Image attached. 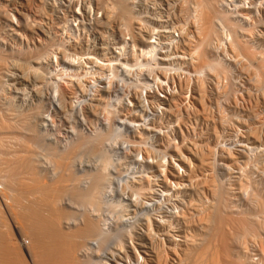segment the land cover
<instances>
[{
    "label": "bare ground",
    "instance_id": "6f19581e",
    "mask_svg": "<svg viewBox=\"0 0 264 264\" xmlns=\"http://www.w3.org/2000/svg\"><path fill=\"white\" fill-rule=\"evenodd\" d=\"M6 1L12 5L17 18L12 20L6 12L7 4L3 5L4 1L0 2L6 7L0 6L2 10L5 9L3 12L0 9V18H3L0 19V34L2 33L0 35V264H254L255 253L259 255L260 261L264 262V237L257 238L264 230V224L261 229L262 223L258 224V217L255 216L256 213L264 214L262 212L264 209V186H262L264 185L262 184V180L264 182V177L262 178L264 176L262 175L264 173V120L261 119L264 114V53H262L264 48L252 47L260 40L256 41L259 36L257 31L242 23L235 17L236 15L227 12L223 0H181L179 14L180 11L181 14L185 12V15L182 14L185 19L182 27L189 31L188 25L191 24L190 32H193L195 41L194 58L189 61L184 57L181 64L185 67L192 64L195 70V81L188 85L187 80H180L177 90L162 103H158L152 93L148 91L142 93L141 89L135 85L134 89L128 93L122 95L120 91L121 94L117 92L114 95L116 105L94 104L89 103L88 95L83 92L81 83L83 53L80 36L75 35L77 37L75 42L72 39L74 37L72 34L76 32H73L75 30L73 26L77 25L76 27L79 28L81 23V20L76 17L80 10L73 8L75 2L58 0L56 3L57 0H38V2L35 0L37 4L32 6L34 3L32 1L29 6L34 8L31 12L33 16L30 18L28 11L24 10L25 5H28L27 1L30 0ZM62 1L66 3L65 12L62 15L57 12L55 15L56 29L62 30L59 33L60 36L64 35L59 40V37H54L56 33L54 34L53 31L51 33L52 28L47 21L52 16L51 11L56 7L55 3L62 4ZM95 1L96 5L106 7L108 11L115 10L137 45L135 57L138 49L144 55L145 48L149 46L147 44L149 36L143 28L145 21L140 18L134 5L125 0ZM142 3L146 2L142 1ZM179 14L176 13V17ZM171 16L168 15L169 18ZM153 20L154 18L149 21L153 23ZM51 21L50 23L54 25L53 20ZM13 22H16L15 26ZM186 24L187 27H184ZM251 29L255 37L254 34L249 37V34H252ZM249 30L251 33L248 34ZM5 33L16 36L15 38L20 42L25 41L26 44L29 42L32 46H24L26 49H23V46L19 48V45L18 47L10 45L6 49L7 41L3 36ZM260 37L262 43L264 33H261ZM71 41H73V47H69ZM72 49L76 52H71ZM164 59L168 60L169 57ZM8 60H10V66H7ZM53 62L56 63L58 75L50 74L47 70L48 67H52ZM150 63L147 60L140 62L136 60L133 67L137 66L145 71L144 75H149L152 74L151 68H154ZM230 69L232 71L234 69L237 78L230 79L232 87L228 81L231 89L225 88L227 83L224 81L223 84L226 83V85L222 89L228 90L226 94L230 92L231 96L228 94L227 97L223 92L225 97L221 96L224 98H220L222 103L227 102L229 98L232 105L228 106L232 107L233 111H236L235 108H242L240 106L242 104L239 103L241 100L232 96V91L234 93L235 89L239 98L253 96V101L255 100L254 103L251 101L253 103L251 108L247 106L249 110L243 107L246 110L243 116L240 114L241 111H236L239 114L235 112L236 116H241L238 120L237 117L231 116L229 119V111H233L228 109L226 121L223 118L226 107L222 108L223 105L219 102L222 111L221 114L218 111L221 115H218V118L222 117L227 127L228 120L230 122L237 120L242 138L238 143L235 141L239 137L234 139V142L223 137V132L225 133L231 127L226 129L222 126L225 125L222 119L218 120L217 117H214L215 120L210 119L209 117L213 116L210 114L208 117L210 111L207 112V109L209 110L213 105L211 104L209 108V105L205 103L206 92L202 94L206 88L203 86L205 80L211 85L212 82L214 83L213 80L219 83L224 74L225 79L228 75L232 78L231 73L226 75V71ZM120 78L121 81L126 79ZM236 79L239 80H237L238 83H233ZM233 85L236 88L233 89ZM216 86L214 89H218ZM187 88L189 94L185 95ZM220 89L219 87L218 93L217 91L214 93L216 94V103L213 102L215 104H219L217 96L219 91H222ZM127 96L130 97L129 102L123 103L122 100ZM189 96L194 100L193 105L191 103L188 105V102L193 101H189ZM247 97L246 102L247 100L250 102ZM241 99L245 101V97ZM215 110H219V107ZM215 113L217 114V111ZM192 116L195 121L201 120L210 125L207 128L209 130L206 129L207 132H205L207 135L201 138L202 140L197 141V136L200 135H197L196 139L192 138L194 132L188 136L189 138L186 137L191 132H188L190 120L186 127L188 128L186 132L189 134L186 135L182 131L185 128H181V124L186 125L188 120L187 123L184 121ZM58 124L64 127L65 143L62 142L63 138L58 136L59 139L61 138L60 141L56 138V134H61L59 132L61 127L58 128ZM57 128L59 133H56ZM194 128L193 125L192 131ZM174 132L180 133L181 143L179 140L178 145L174 144L177 143L175 139L174 141L169 137V134ZM232 132L238 133V131ZM226 135L227 133L224 136ZM176 137L178 138L177 135ZM220 137L226 139L225 144L228 140L234 143V146L230 148L227 145L224 148L225 145H222ZM227 148L232 151L225 150ZM249 152L254 154L251 158L254 157L257 161L256 163L253 159L255 163L252 162L254 165L251 163L250 165L253 167L258 165V171L260 170L259 177L255 175L257 179L250 177L256 189L252 183H248L250 175L244 177V174L252 173L253 167L249 169L243 167L245 172L248 170L249 172H243L242 176L240 175L242 167L239 163L243 162L241 166H247L250 160L247 156H251ZM81 154L86 159L82 160ZM88 157L91 159L88 160ZM260 165L263 172L259 168ZM218 168L229 174H238L232 175L234 178L228 180L229 178L225 179L222 176L226 174L224 171L221 176V172L215 173V169ZM197 173H200V177H197ZM242 179L245 182H242ZM185 180L188 183L183 186L182 181ZM256 180L259 182L258 185L261 182L259 189H257ZM153 181H159L162 184L163 192L160 193ZM240 181L244 186L246 185V189L241 186V183L238 184ZM230 184L231 187H229ZM249 184L252 185L254 192L251 191L252 187ZM233 185L239 189L243 187L242 190L245 192L249 189L247 186L251 187L249 190L254 193L250 194L253 196L251 202H254V205H251L250 200L248 201L246 196L242 195L243 191L242 196L239 194L236 198L240 199L244 196L245 201L250 202L247 208L255 207L253 208L254 211L256 210V213L253 211L254 216L249 209L250 214H245L253 216L252 219L249 220L250 217L247 219L245 215L239 219L241 214L238 215L236 205L239 206L238 202L241 201L238 199L237 202L234 198L237 204L235 205L236 202L233 204L234 201L231 202ZM179 189H186L187 193H192L191 195L202 194L205 190L206 194L199 196L202 199L199 198L200 202L197 205L191 203L194 196L183 195L190 198L187 199V203L190 204L187 207L186 198L182 200L183 192L181 193ZM178 193L183 198L178 197ZM110 194L113 196H109ZM120 194L121 199L126 198L127 203H122L118 198ZM173 194L177 195L174 198L178 197V200L175 198V203L171 201L173 203L168 204L169 209L164 210L163 207H158L163 210L160 213H157L159 209H154L157 212L151 213L152 215L150 212L153 208L147 209L146 203L144 204L141 199L145 196L150 197L152 206L153 203H158L160 195L162 197L160 199H163L170 196L172 198ZM207 194L212 197V201ZM196 198L195 203H197ZM159 201L162 203L163 200ZM166 202L169 201L166 200ZM226 202L228 207L231 206L229 210L228 207L225 210ZM230 202L235 205L233 206L235 209L229 204ZM123 204L134 206L135 212L129 216H121L120 206ZM259 206L263 209L260 210ZM116 209L120 211V214ZM232 209L239 216H237L238 219L235 214L232 215L234 212ZM128 211L129 209L123 212L132 213ZM205 211L208 215L206 214L204 218ZM227 211H230V214ZM202 213H204L203 216ZM119 215L120 220H118ZM189 216L198 218V221L193 219L192 221L198 223L195 224L198 227L196 230L201 232L195 231L197 235L194 236L195 232L193 234L191 231L193 237L187 236L190 234L188 233L183 243L177 246L173 240V231L176 226L174 227L170 221H176L175 218L189 219ZM258 219H264V217ZM117 220L122 221L118 223ZM175 221L173 223L177 224L179 220ZM181 221L178 224L181 225ZM116 222L119 225H115ZM166 222L172 224L167 229L174 227L171 228L173 231L165 229ZM187 222L188 226L191 225L189 224L191 221ZM127 226L132 228L129 229ZM135 228L141 230L137 229V231ZM263 233L262 231L261 235ZM16 235L27 236L29 240L25 245L21 244ZM160 235H165V238H160ZM248 236H252V239L251 237L246 239ZM255 240H259L257 246ZM249 244L250 247H248Z\"/></svg>",
    "mask_w": 264,
    "mask_h": 264
},
{
    "label": "built area",
    "instance_id": "2783aa9c",
    "mask_svg": "<svg viewBox=\"0 0 264 264\" xmlns=\"http://www.w3.org/2000/svg\"><path fill=\"white\" fill-rule=\"evenodd\" d=\"M125 1L133 4L140 18L145 21L143 28L148 31L149 46L145 48L144 55L138 49L135 57L137 45L115 10L108 11L106 7L98 6L91 0H81L75 7L80 10L76 17L81 23L79 28L76 27L77 25L73 26L75 27L73 32H76L72 34L74 36L72 39L75 42L77 38L75 35L80 36L82 42L83 92L88 95L89 103H108L113 106L117 104L113 98L117 92L121 91L123 95L137 85L142 93L147 91L152 93L158 103L165 102L167 97L177 90L180 80H187L190 85L192 80L196 79L192 64L186 67L181 64L182 58L185 57L190 61L195 56L193 32L186 34L185 28L178 19L171 20L168 17L176 7L175 9L169 7L167 0H161L159 6L141 4L136 0ZM223 5L227 12L236 15L235 17L242 23L254 28L258 35L264 33V0H223ZM148 14H157L159 19L150 25ZM73 41L69 42V47H73ZM71 52L76 50L72 49ZM165 57L169 59L165 60ZM136 60L151 62V66H154L150 71L152 74L144 75L143 69L133 67ZM56 68V63L53 62L52 69L58 71ZM120 77L126 79L121 81ZM186 91L185 94L188 95L189 89L187 88ZM129 99L130 97L127 96L122 101L128 103ZM153 182L160 193L163 192L162 184L159 181ZM182 182H184L183 186L188 183L186 180ZM121 196L120 194L118 198L127 203L126 198L121 199ZM157 197L156 199L159 200L162 198L161 195ZM141 199L149 209L150 197L145 196ZM173 233L174 242L180 246L186 234H181L179 230ZM254 251L256 252L255 247ZM253 263L264 264L257 253L253 256Z\"/></svg>",
    "mask_w": 264,
    "mask_h": 264
},
{
    "label": "rangeland",
    "instance_id": "374dc122",
    "mask_svg": "<svg viewBox=\"0 0 264 264\" xmlns=\"http://www.w3.org/2000/svg\"><path fill=\"white\" fill-rule=\"evenodd\" d=\"M3 1H4L3 5H4V4H7V5H6V6H7V9H6L7 11H6V12L10 15V17H12V18H11L12 20H13V19L15 20V18H17V14H16V12H14V9H12V5L10 4V2H8V1H6V0H2V1H0V2H3ZM32 1H34V3H33L32 6L36 5L37 2H38V0H36L37 2H35V0H30V1H29L30 3L27 1V4H28V5H25V7H24V10H27V11H28V14H30V18H32L31 16H33V14H32L31 12H33L32 9L34 8V7L32 8L31 6H29V5L32 4ZM63 1H64V0H63ZM63 1H62V4H56V3H58V0H57V2L55 1V2H56V3H55L56 7L59 6V8H56V7H55L58 11H56V9L53 8V9H54V10H53L54 12L51 11V15H52L51 17H52V18L50 17V18H49L50 21H49V20L47 21L48 24H50V25H49L50 28H52V29H50V30H51V33H52V31H53L54 34L56 33L57 35L55 34L54 37H59V40L61 39L60 37L62 36V35L60 36L59 33H61L62 30L59 31V29H56V23H55V22H56V19H55V15L57 14V12H58V13L60 12L59 15H62V13L65 12V9H66V8H65V5H66V3L63 2ZM73 1L75 2V3L73 4L75 7L81 2V0H77V1H76V0H73ZM79 1H80V2H79ZM91 1H92L93 3L96 2L95 0H91ZM94 1H95V2H94ZM136 1H137V0H136ZM142 1H143V2H146L145 4H147V5H154V4H155L156 6H159L161 0H153V1L151 0L152 2L148 0L151 4H149V2H147L146 0H145V1H144V0H139V1H137V2H140L141 4H144V3H142ZM154 1H155V2L157 1V2L154 3ZM174 1H175V2H174ZM174 1L172 0V2H173V3H172L170 0H168L167 2H169V3H167V4L169 5L170 3H172L171 6H169V7H172V5H173V8H174V9H175V7H177V8L174 10L173 13H175V14H176V13L179 14V10H180V6H179V4H181V2H180L181 0H179V1H178V0H177V1L174 0ZM77 2H79V3H77ZM176 2H177V3H176ZM153 3H154V4H153ZM158 3H159V4H158ZM1 4H2V3H0V6H1V7L6 8L5 6H3V5H1ZM9 4H10V5H9ZM157 4H158V5H157ZM176 5H177V6H176ZM8 6H9V7H8ZM10 6H11V7H10ZM74 6H73V8H75ZM29 7H30V8H29ZM25 8H26V9H25ZM27 8H28V9H27ZM73 8H72V9H73ZM178 8H179V9H178ZM0 9L2 10V8H0ZM9 9H10L11 11H10ZM30 9H31V10H30ZM3 10H5V9H3ZM3 10H2L1 12H3ZM176 11H177V12H176ZM55 12H56V13H55ZM173 13L170 12L169 15H170V16H171V15H172V16L174 15V16L176 17V15L173 14ZM183 13H184V15H185V12H184V11L182 12V14H183ZM187 13H188V12H187ZM11 14H12V15H11ZM182 14H181V11H180V14H179V15H180L181 17L178 15L179 17L177 16L178 18H177V17H176V18L179 20V22L181 21L180 23L183 24V23L185 22V19H183L182 16H184V15H182ZM189 14H190V13H189ZM150 15H151V14L148 15V18H150L151 20L154 18L153 23H155V21H157V20L159 19V16H158L157 14H154V15H153L154 17H153L152 15H151V16H150ZM143 16H144V15H143ZM149 16H150V17H149ZM155 16H156V17H155ZM172 16L170 17L171 20L175 19L174 16H173V18H172ZM152 17H153V18H152ZM157 17H158V18H157ZM33 18H34V17H33ZM156 18H157V19H156ZM179 18H181V19H179ZM185 18H186V16H185ZM0 19L2 20L3 18L1 17ZM120 19H121V18H120ZM150 19H149V20H150ZM51 20H53V22L55 23L54 25H52V23H50V22H52ZM135 20H136V19H135ZM135 20H134V21H135ZM134 21H133V22H134ZM150 22H151V23H150V25H151V24H152V21H150ZM15 23H16V22H13V25H14V26H15ZM189 24H190V23H189ZM51 25H52V27H51ZM183 25H184V24H183ZM188 26H189V27H188V28H189V31L186 29V30H187V31H186V34L189 33L190 30L192 29V28H190V27H191V24L188 25ZM53 27H54V29H53ZM184 27H187V24H186V26H184ZM55 29H56V30H55ZM251 30H252V29H251ZM251 30H249L250 32L248 31V34L251 33ZM54 31H56V32H54ZM57 31H58V32H57ZM1 32H2V31H1ZM146 32H148V31H146ZM1 34H2V33H1ZM1 34H0V35H1ZM253 34H254V32H253V30H252V34H249V37H250V35L252 36ZM5 35H6V36H5ZM5 35L3 34V36L6 37L5 39H6V41H7V44H6L7 46L5 47L6 49H7L10 45H11V46H12V45H13V46H17V45H19V48H20V47L23 48L24 46H25V47H31V46H32V44H30L29 42L27 43V44H29V45H27L25 41H21V42H22V43H21L20 40L18 39V40H19V41H18V40L15 38L16 36H14V35H11V34H8V33H7V34L5 33ZM50 35H53V34H50ZM253 36L255 37V34H254ZM39 37H40V36H39ZM62 37H64V35H63ZM254 37H252V38H254ZM10 38H11V39H10ZM12 38H13V41H12ZM41 38H42V36H41ZM55 39H56V38H55ZM257 39H260L259 42L256 43L257 45L254 44L252 47H255V49H256V48H257L256 46H260V47H258V48H261V47H262L261 49H263L264 47H263L262 45H264V39H262V40H263V41H262L263 44L261 43V37H260V35L258 36V38H256V41H258ZM8 40L11 42V44H10V42H9ZM57 40H58V38H57ZM15 41H17V42H15ZM14 42H15V43H14ZM18 42H19V43H18ZM24 42H25V43H24ZM12 43H13V44H12ZM20 43H21L22 45H21ZM259 43H260V45H259ZM14 44H16V45H14ZM22 46H23V47H22ZM17 47H18V46H17ZM25 47H24L23 49H26ZM258 48H257V49H258ZM261 49H260V51H263V50H264V49H263V50H261ZM262 53H264V51H263ZM8 61H9V62H8ZM8 61H7V63H9V65H7V66H10V60H8ZM50 65H51V64H50ZM47 70L50 71V74H53V73H54L53 75H56V74L58 75V74H59V73H58L59 71H56V72H55V71L52 69L51 66L48 67ZM225 71H226V70H225ZM232 72H233V73H232ZM224 73H225V72H224ZM226 73H227L226 75H228L229 73H231V77H232V78H229L230 76L228 75V76H227L228 78L225 79V77H224L225 74H224L223 77H224L225 80L223 79V77L221 78V80H219V83H218V82L215 83L216 81L213 80L214 83H213V82H212V83H213L214 86L212 85V83H211V85H212V86H211L210 84H207L206 80H205L204 82H203V80H202L203 84H205V85H203V86H206V88L204 87L205 89L202 91V94H204L203 92H206L205 95H204V96H205V101H206V102H205V101H204V102H205L207 105H209V108H210L212 105L214 106V107H213V106L211 107V108H213V109L210 108L211 110H210V109H209V110L207 109V112L210 111V113L208 112V117H209V114H210V116L213 115L212 117H209L210 119H211V118L214 119V117H215V118H216V117L218 118V115L221 114V113H220V112L222 111V110H221V103H222V100H221V99H224V98H222L223 96L225 97V95H223V92H224L225 94H226V92H228V90H225V91H224V90L222 89V87L224 88L225 85H226V83H227L228 86L226 85L225 88L229 87L228 81H229V83H231V87H232V82H231L230 79H233V80H234L235 77H236V74H235L236 72L234 71V69H233V71H232V69H230V70L226 71ZM234 75H235V76H234ZM233 77H234V78H233ZM236 78H237V77H236ZM201 79H202V78H201ZM237 80H238V79H236L235 81H233V83H234V82H235V83H238L239 80H238V81H237ZM194 81H195V80H194ZM224 81L226 82L225 84H223ZM192 82H193V80H192ZM215 84H218V85L216 86ZM219 84H220L221 86H219ZM190 85H191V84H190ZM209 85H210V87H209ZM234 85H235V84H234ZM234 85H233V86H234ZM207 86H208V87H207ZM215 86L218 87V89H219V87H220V88H221L220 90H222V91H219V95H220V94H221V95H220V96H219V95L217 96V99L219 98V101H218L217 103L221 102V103H219L220 106H218L219 104H215V103H216V101H215V99H216V96H215V95H216V94H214V93H216V91L218 90L217 88H216L217 90L214 89ZM235 86H236V85H235ZM235 86L233 87V89L236 88ZM207 88H210V89H207ZM229 88H230V87H229ZM229 88H228V89H229ZM206 89H207V91H206ZM211 89H213V90H211ZM230 89H231V88H230ZM214 90H215V91H214ZM209 91H211V93H210ZM213 91H214V92H213ZM235 92H236V95H234ZM235 92L233 93V91H232V96H236L237 99H240V100H241V102H239L240 100H238V102H239L240 104H242V105H240V104H239V105L242 106L241 109H243V111H242L240 108H237V109L235 108V110H236V111L238 110L239 112L241 111L240 114L242 115L243 113L246 112L245 109H246L247 106H249V108H251V107L253 106V105H251V104H253V103L255 102V100L253 101V96H252V97L244 96V97H245V99H244L245 101H243V99H241V98H244V97L239 98V95L237 96V90H236V89H235ZM217 93H218V91H217ZM211 94H212V95H211ZM228 94L231 96V93L229 92V93L226 94L227 97H228ZM185 95H186V94H185ZM208 95H209L210 97H208ZM206 96H207V98H206ZM211 96H213L214 98H212ZM221 96H222V97H221ZM227 97H226V98H227ZM246 97H247V99H250V102H248L249 100H247V102H246ZM208 98H209V100H208ZM220 98H221V99H220ZM226 98H225V99H226ZM254 99H255V98H254ZM192 100H193V99L190 98V96H189V101H192ZM207 100H208V101H207ZM226 100H227V99H226ZM251 101H252L253 103H252ZM187 102H188V101H187ZM193 102H194V100H193L192 102H188V105H189L190 103L192 104ZM209 102H210V103H209ZM213 102H215V103H213ZM228 102H229V98H228V101H227V102H223V103H222V105H223L222 108H223V107H226V108H224V111H225V112L223 111L224 114L226 115V116H225V115L223 116V118L225 119L224 121H226V117H227V115H228V111H229L228 109H230V110L233 111V108L230 107V106H228V105H232V104H230V102H229V103H228ZM244 103H245V104H244ZM249 103H250L251 106L249 105ZM211 104H212V105H211ZM247 104H248V105H247ZM84 105H85V104H84ZM84 105H83V107H84ZM192 105H193V104H192ZM216 105H217V106H216ZM225 105H226V106H225ZM215 106H216V107H215ZM218 107H219V110H215V108L218 109ZM227 107H229V108H227ZM243 107H245V109H244ZM225 109L227 110V112H226ZM247 109H248V107H247ZM213 110H214L215 112L217 111V114H216ZM248 110H249V109H248ZM218 111H219L220 114L218 113ZM236 111H233V112H234V115H233V112L229 111V115H228V116H229V119H230V116H231L232 118H233V117H234V118L237 117V118H236L237 120L241 117L240 115H238L239 112H236ZM244 111H245V112H244ZM212 112L215 114V116H214V114H212ZM223 112H222V113H223ZM230 112L232 113L231 115H230ZM235 112L238 113V114H237L238 116H236ZM262 113H263V112H262ZM220 116H221V115H220ZM239 116H240V117H239ZM242 116H243V115H242ZM263 117H264V114H263ZM263 117H261L262 120H264ZM185 118H186V117H185ZM185 118H184V120H185ZM209 118H208V119H209ZM223 118L221 117V119H222V120H221L220 117H219L218 120L220 119L222 122H224V121H223ZM232 118H231V119H232ZM187 120H188V121H187ZM189 120H190V124H191V125L194 123L193 125L195 126V128L193 129V131H192L193 125L190 126V124H189ZM214 120H215V119H214ZM233 120H234V119H233ZM237 120H235L234 122H230V120H228V121H227V122H228V127H227V125L225 124V122H224L225 125H222V126H225L226 129H228V128H230V127H231V128L233 127V128H232L233 130H231V128L228 129V131L230 130L229 132H228L226 129H224V127H223L224 131L226 130L225 133L223 132V137L226 138V139H228V140L230 139L231 142H232V141L234 142V141L236 140V138L238 139V137H239V139L236 140L235 143L241 142V140H242V138H241V133L239 132V131H240V130H239V126L237 125ZM186 121H187L188 123H187ZM198 121H199V122L195 121V119H194L193 116H192V118H191V117H187V119L184 121V123H187L186 125H185V124H183V125L181 124V128H185V129H182V131H183L184 134L186 133V135L189 134V133L186 132V130H187L188 128H190V129L188 130V132H190V131H191V132H190V135H187V136H186L187 138H189L188 136H191V133H192V132H194V133H192V138H193V137L195 138L197 135H200V136H199L200 139H199V137L197 136V138H198L197 141H198V140H202V139L207 135V133H205V132H207V131L209 130V129H207V128H208V126H210V125H208V124H207L206 122H204V121H201V120H198ZM200 121H201V123H200ZM216 121H217V119H216ZM196 122H197V123H196ZM230 123H235L236 125H234V124H230ZM188 124H189V125H188ZM222 124H223V123H222ZM229 124H230V125H229ZM60 125L62 126V124H60ZM187 125L189 126L188 128H186ZM196 125H197V127H200V126H201V127H200V128H197ZM203 125H204V126H203ZM233 125H234V126H233ZM61 126H59V124H58V128H60ZM182 126H183V127H182ZM206 126H207V127H206ZM235 126H237V128H236ZM205 127H206V128H205ZM58 128H57L56 133H59V132H60L61 134H59V135L56 134V138L58 139V141H60L61 138H63V141H62V142L65 143V141H64V138H65V135H64V134H65V133H64V130H63L64 127H61V131H59V132H58ZM196 128H197V130H196ZM206 129H207V131H206ZM234 129H235V130H234ZM237 129H238V130H237ZM59 130H60V129H59ZM201 130H202V131H201ZM204 130H205V131H204ZM62 131H63V132H62ZM184 131H185V132H184ZM195 131H198L199 133L196 134ZM232 131H234V132H235V131H238V133L235 132V133L233 134ZM201 132H202V133H205V134H202ZM226 133H227L226 136L229 137V135H230V138L224 136ZM229 133H230V134H229ZM239 133H240V134H239ZM195 134H196V135H195ZM201 134H202V135H201ZM238 134H239V135H238ZM61 135H62V136H61ZM172 135H173L174 137H173ZM176 135L178 136V138L176 137ZM203 135H204V136H203ZM234 135H235V136H234ZM236 135H237V136H236ZM58 136L61 137V138L59 139ZM220 136L222 137V133H220ZM169 137L172 138L171 140H174V139L176 140L177 143H174V144H177V145L179 144V140H180V138H181V137H180V133H179V134H175V132H174V134H169ZM221 137H220V140H222L223 144H222L221 141H220V142H221L220 144H222L223 146L225 145L224 148H225L227 145H228L227 147H230V148H232L231 146H234V143H231V142L228 141V140H227V142H226V144H225L226 139L221 138ZM234 137H235V138H234ZM201 138H202V139H201ZM231 138H232L233 140H231ZM195 139H196V138H195ZM234 139H235V140H234ZM175 140H174V141H175ZM60 143H61V142H60ZM161 143H162V141H161ZM163 143H164V141H163ZM180 143H181V140H180ZM227 143H229V144H227ZM150 144H151V143H150ZM230 144H231V145H230ZM154 147H155V146H154ZM230 148H227V149H225V150H229ZM230 150H231V149H230ZM230 150H229V151H230ZM231 151H232V150H231ZM183 153H184V152H183ZM82 154H83V153H82ZM82 154H81V156L83 157ZM247 155H248V154H247ZM249 155H251V156H247V158L250 159V160L247 159V161L249 160L248 163H247V166H246V165H245V166H244V165L241 166V164H242L243 162H242L241 164L239 163V166L242 167L241 170L238 169V170H240V175H241V176H242L243 172H244V173L249 172L248 169H249V167H250V168L253 167V165H254L253 163H255V162L257 163V161L254 159V157H253V159H254L255 162H253V159L251 158L252 156H254V154H252V152H251V154H250V152H249ZM84 156L87 157V154L84 153ZM90 156H91V155H90ZM91 157H92V156H91ZM91 157H88L89 159H88V158H87V159L90 160ZM80 158H81V157H80ZM242 158H243V157H242ZM242 158H240V159L243 160L244 158H243V159H242ZM81 159L83 160V159H86V158L83 157V158H81ZM251 160H252V161H251ZM250 161H251V162H250ZM252 162H253V163H252ZM250 163L253 164V165H250ZM244 164H246V163H244ZM258 164H260V163H258ZM248 165H249V166H248ZM124 166H125V165H123V167H124ZM257 166H258V165H257ZM257 166H254V167H256L255 169H253L254 167L252 168V171H251L252 173L244 174V177H245V176L248 177V174H249L250 176H249L248 178H250L251 176H252V178H253V177L255 178V177L259 174V172H260V170L258 171V167H257ZM123 167H122V168H123ZM125 167H126V166H125ZM243 167H244V168L247 167V168H248V169H247L248 171L245 172V170L243 169ZM263 167H264V166H263ZM259 168H260L261 170L263 169V168L261 167V165H260ZM256 169H257V171H256ZM216 170H217V172H216ZM220 170H221V171H220ZM250 170H251V169H250ZM254 170H255V171H254ZM223 171H224V170H222V169H220V168L215 169V173H216V174H218L219 172H221V173H220V176H221V174L223 173ZM241 171H242V172H241ZM224 172H225L226 174H224V175H222V176H223L225 179L229 178L228 180H230V179L232 180V179L234 178V177H232V175H237V174H238V173H233V174L231 173V174H229V173L226 172V171H224ZM255 172H256V173H255ZM262 172H263V170H262ZM252 174H253V175H252ZM260 174H261V173H260ZM198 175H199V176H198ZM230 175H231V176H230ZM255 175H256V176H255ZM262 175H264V173H262ZM227 176H228V177H227ZM229 176H230V177H229ZM197 177H200V173H197ZM218 177H219V175H218ZM223 177H220V178L223 179ZM257 177H259V175H258ZM260 177H261V175H260ZM263 177H264V176H262V178H263ZM255 179H257V178H255ZM263 179H264V178H263ZM244 180H245V178H244ZM244 180L242 179V182H243ZM250 180L252 181L253 179L250 178V179L248 180V183H249V182H250V183L253 182V181L251 182ZM260 181H261V180H260ZM227 182H228V181H227ZM230 182H232V181H230ZM235 182H237V181H235ZM244 182H245V181H244ZM256 182H257V187H258L257 189H259L260 186H261V182H260V185H258L259 182H258L257 180L255 181V183H256ZM240 183H241V181H240L238 184H240ZM235 184L238 185L237 183H235ZM244 184H246V183H244ZM262 184H264L263 180H262ZM226 185H227V184H226ZM236 185H233V186H234L233 189L230 188V189L232 190V192H233V193H232L233 195H231L232 198H233V199L231 198V202L234 201L233 204H234L236 201L238 202V199H239V198L237 199L236 197H238L239 194L241 195L242 191H243L242 195L246 196V199H247L248 201H249V200H250V202L253 201V200H251V199L253 198V196L250 195V194H251V193L254 194V193H253V192H254V189H256V186H255L254 183H252V185L255 186L254 189H253L252 185L249 184V185H251V187H252L253 190L251 189V187L247 186V187H248L249 189H251V191H253V192H250V190L248 189L249 192H248V190H247V191H246L247 193L245 192V190H242L243 187H241V188L239 189ZM227 186H228V185H227ZM231 186H232V185L230 184L229 187H231ZM235 186H236L237 188H236ZM241 186H244V185L241 183ZM262 186H264V185H262ZM244 187H245V189H246V185H245ZM230 189H229V191H231ZM237 189H238V190H237ZM179 190H181V193L183 192V193H182V196H183V195L187 196V194H188V196L190 197V195L192 194V193H190V194L187 193L188 190L186 191V189H179ZM233 190H235V191H233ZM236 190H237L238 194H237ZM240 190H241V192H240ZM184 191H186V194H184V193H185ZM203 191H204V193L202 192V194L200 193L199 195H197V194H196V195H191V197L194 196V197H192L193 200H191V201H192V202H191L192 204H193V203H194V205H195V204H196V205L199 204V202H200V201H199V200H200L199 198H201V197H199V196H201V195H203V194H204V195L206 194V193H205V190H203ZM235 192H236V193H235ZM255 192H256V191H255ZM257 192H258V191H257ZM193 193H194V192H193ZM245 193H246V195H245ZM235 194H236V195H235ZM247 194H248V195H247ZM177 195H178V197L181 196L180 193H178ZM177 195H174V194H173V196H172L173 199L171 198V196H170L169 198L164 197L163 199H160V200H163L162 203L165 202V203H164L165 206H164V205H161V204H162L161 201L157 200L158 203H155V204L153 203V204H152L151 207H152L153 209H151L150 214H151V213H154V212L156 213L157 210H158L159 208H162V207L164 208V210H165V209H169V207H170L169 205H171V203H173V202H174V203L176 202L175 198L177 199L178 197H175V198H174V196H177ZM242 195H241V196H242ZM182 196H181V197H182ZM207 196H208V198H210V201H212V200H211L212 197H211L210 195H208V194H207ZM207 196H205V197H207ZM231 196H230V197H231ZM244 196L241 197V198L239 199L241 202H238V204H240V205H239L240 207H241V206H245V207H244L245 209L242 208V209H243V210H242L238 205H236L237 202L235 203L236 207L238 208V209L236 208L237 213L239 212L238 215L241 214V217H240L239 219H241L242 216L244 217V215H245L246 213H249V212H248V209H249V208H247V205H249L250 202L248 203V201H245L246 199H245ZM249 196H250V197H249ZM183 197H184V196H183ZM183 197H182V198H183ZM189 197H184V199H182V200H185V198H186V200H185V204H186V206H187V205L190 206V204L187 203V199H188V200L190 199ZM196 197H197V198H196ZM239 197H240V196H239ZM247 197H249V198H247ZM165 198H166V199H165ZM195 198H196V202H197V203H195V201H194ZM234 198H236V201L234 200ZM242 198H244V201H245L246 203H245L244 201H242ZM63 199H64V198H63ZM155 199H156V197H155ZM169 199H170V200H169ZM197 199H198V201H197ZM201 199H202V198H201ZM166 200L169 201L170 203H169V202H166ZM177 200H178V199H177ZM62 201L64 202V200H62ZM65 201H67V200L65 199ZM150 201H152V200H150ZM171 201H173V202H171ZM227 201H228V200H227ZM159 202H160L161 204H160ZM188 202H189V201H188ZM231 202H230L229 204L232 205V208H234L235 205L231 204ZM122 203H124V202H122ZM183 203H184V202H183ZM189 203H190V202H189ZM244 203H245L246 205H244ZM247 203H248V204H247ZM253 203H254V202H251V205H254V204H255V203H254V204H253ZM157 204H158V205H157ZM166 204H167V205H166ZM168 204H169V205H168ZM176 204H177V203H176ZM192 204H191V206H192ZM227 204H228V202H226L225 205H224V206H225V210H227V208H226V207H228ZM242 204H243V205H242ZM154 205H155L157 208H156ZM174 205H175V204H174ZM174 205H172V206H174ZM230 205H229V206H230ZM119 206H120V205H119ZM125 206H126V208H125ZM166 206H168V208H167ZM188 206H187V207H188ZM233 206H234V207H233ZM129 207H130L131 209H130ZM133 207H134V206H132V207H131V206H127L126 204H125V205H124V204L121 205V206H120L121 216H122V215H123V216H129V215L133 214V213L135 212V211H133V210H134ZM158 207H159V208H158ZM193 207H194V206H193ZM259 207H260V206H259ZM117 208H118V210H119V207H117ZM171 208H172V207H171ZM223 208H224V207H223ZM229 208H231V206L228 207V210H229ZM239 208H240V209H239ZM246 208H247V210H246ZM253 208L255 209V207H253ZM253 208H252V206H251V208L249 209V211L251 210L250 212L253 213V214L251 213V215L254 216V212L256 213V210L254 211ZM256 208H257V210H258V207H257V206H256ZM128 209H129V211L132 212V213H130L129 211H128V212H129L130 214H128L127 212H123L124 210L127 211ZM154 209H157V210L155 211ZM234 209H235V208H234ZM262 209H263V208H262ZM262 209H261V207H260V210H262ZM116 210H117V209H116ZM118 210H117V211H118ZM135 210H137V209L135 208ZM152 210H153V211H152ZM232 210H233V209H232ZM239 210H241L242 213H244V210H246L247 212L245 211V213L242 215V213H241ZM263 210H264V209H263ZM263 210H262V212H264ZM103 211H104V210H103ZM105 211H106V210H105ZM120 211H118V213H119ZM149 211H150V210H148V212H149ZM161 211H163V210L159 209L157 213H160ZM233 211H234L233 214H232V213H231V214H232V215L235 214V216H236V218H237V216H238L237 213L235 212V210H233ZM253 211H254V212H253ZM106 212H107V211H106ZM227 212L229 213L230 211H227ZM231 212H232V211H231ZM259 212H260V211H259ZM124 213H127V214H124ZM204 213H205V216H204V218H205V217L208 215V214H207L208 212L205 211ZM204 213H202V216L204 215ZM107 214H108V213H107ZM119 214H120V213H119ZM147 214H148V213H147ZM206 214H207V215H206ZM229 214H230V213H229ZM249 214H250V213H249ZM249 214H248L247 216L245 215V216L247 217V219L250 217ZM256 214H257V215H255L256 218H257V217H258V218H263V217H264V216H262V217L260 216V215H264V214H261V213H260V215H258L259 213H256ZM148 215H149V214H148ZM151 215H152V214H151ZM187 215H189V214H187ZM119 216H120V215H119ZM121 216L118 217V220L121 219ZM139 216H140V215H139ZM235 216H234V218H235ZM239 216H240V215H239ZM239 216H238V217H239ZM253 216H251V217L249 218V220L252 219ZM186 217H188V216H186ZM119 218H120V219H119ZM126 218H128V217H126ZM190 218H191V219H190ZM258 218H257V220H258V221L261 220L262 222L260 221V223H259L257 220H255V217H254V220H255V221H254V220H253V221H254V222L257 221L258 224H261V223H262V224L260 225V228L263 229L262 227H263V224H264V221H263L264 219H258ZM175 219H176V221H175V220H171V221H170V223L172 222V224H173L174 227L176 226L175 228H174V227H171V228H174V231H175V229L177 230V229L180 228L179 231L181 232V234L184 233V234L187 235L188 233H190V234H188L187 236H190V235L192 236V233L195 232V231H196V232H198V231L201 232L200 230H196V229H198V227L196 226L198 223H195V222L192 221V219L195 221V220H197L198 218H194V217L192 218V217L189 216V219H188V218H187V219H184V220H186V221H184V220H182V219H180V218H175ZM177 219H178L179 221H178ZM202 219H203V218H202ZM202 219H201V220H202ZM237 219H238V218H237ZM114 220H115V219H114ZM118 220H117V222H118V223H121L122 220H121L120 222H119ZM181 220H182V221H181ZM235 220H236V219H235ZM174 221H175V222L178 221V223H180V221H181V225L177 223V224L179 225V226H178L177 224L173 223ZM183 221H184V222H183ZM187 221H191V222H189V224H191L192 226H191V225L188 226V224H186ZM197 221H198V220H197ZM197 221H196V222H197ZM117 222L114 223V224H115V225H119V224H117ZM254 222H252V224H253ZM166 223H167V222H166ZM187 223H188V222H187ZM193 223H194V224H193ZM257 223H256V225H258ZM172 224L170 225L169 222H168L167 224H165V227H166L165 229H166V230H170V232L173 231V230H171V228L167 229L168 227L172 226ZM183 224H184V225H183ZM195 224H196V225H195ZM167 225H169V226H167ZM182 225H183V226H182ZM186 225H187V226H186ZM185 226H186V227H185ZM193 226H194V227H193ZM127 227H128V226H127ZM139 227H141V226H139ZM139 227H138V228H139ZM128 228H129V227H128ZM130 228H132V227H130ZM130 228H129V229H130ZM133 228H134V227H133ZM138 228H137V229H138ZM181 228H182L183 230H182ZM189 228H190V229H189ZM135 229H136V228H135ZM137 229H136V230H137ZM186 229H187V231H186ZM193 229H194V230H193ZM257 229H258V228H257ZM261 229H260V230H261ZM138 230L140 231L141 229H138ZM138 230H137V231H138ZM260 230H258V231L260 232ZM182 231H183V232H182ZM191 231H192V233H191ZM262 231L264 232V230H262ZM262 231L260 232V235L257 237L258 239H260V238H259L260 236H261L262 238L264 237V233H263V235H261V234H262ZM196 232H195V234L193 233L194 236L197 235ZM173 234H174V233H173ZM16 236L18 237V238H17V237H16V238H17V240L19 241V243L24 244V245H25V244L27 243V241L29 240V238H26L27 236L25 237L24 235H23L24 237H23V236H20V235H19V236L16 235ZM21 237H22V238H21ZM192 237H193V236H192ZM250 237H251V239H252V236H248L246 239H250ZM24 238H25V239H24ZM160 238H165V235H160ZM25 241H26V242H25ZM172 241H173V240H172ZM246 241H247V240H246ZM257 241H259V240H255V241H254L255 244H256V246L258 245V242H257ZM261 241H262V239H261ZM248 242H249V240H248ZM248 242H246V244H247ZM251 242H252V241H251ZM251 242H250V243H251ZM254 242H253V243H254ZM235 243H236V242H235ZM262 243H263V242H262ZM165 244H166V242H165ZM248 247H250V244H249ZM249 249H250V248H249ZM168 251H169V250H168ZM181 256H182V254H181ZM176 262H178L177 259H176ZM174 264H177V263H174Z\"/></svg>",
    "mask_w": 264,
    "mask_h": 264
}]
</instances>
